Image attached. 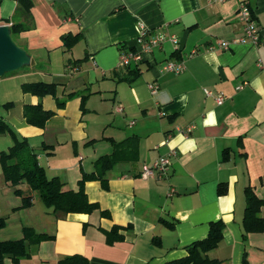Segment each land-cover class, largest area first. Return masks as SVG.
<instances>
[{
	"label": "crops",
	"instance_id": "0c3cea01",
	"mask_svg": "<svg viewBox=\"0 0 264 264\" xmlns=\"http://www.w3.org/2000/svg\"><path fill=\"white\" fill-rule=\"evenodd\" d=\"M32 2L33 26L12 37L27 59L0 76V120L28 139L48 177H61L65 189L78 191L83 171L93 172L97 158L114 151V142L130 139L133 149L109 171L107 189L100 180L85 183L90 201L100 204L92 214L58 215L30 186L24 192L33 204L22 209V197L0 163V216L8 220L0 240L23 238L26 226L55 235L19 264H58L75 253L91 264H169L186 257V246L205 239L210 223L219 220L226 226L223 241L207 253L214 264H242L245 256L264 264V231L245 238L243 225L246 187L264 199V0ZM243 2L251 5L262 41L225 51L222 40L245 33ZM17 7L18 0H0L1 25L24 20ZM143 24L153 35H176L180 42L167 39L143 63L134 62L130 67L141 73L130 82L120 55L138 47ZM65 35H79L72 50ZM167 60L182 61L185 70L161 73ZM41 80L58 83L59 99H67L63 108L53 95L22 90L24 82ZM206 89L224 92L225 103ZM72 92L79 94L67 98ZM39 102L55 111L44 127L24 116L27 104ZM94 113L104 118L94 121ZM13 138L0 133V152L9 150ZM171 149L177 154L168 174L145 179L142 166ZM222 182L229 185L225 194L218 193ZM114 226L123 240L109 242Z\"/></svg>",
	"mask_w": 264,
	"mask_h": 264
},
{
	"label": "trees",
	"instance_id": "16d2710c",
	"mask_svg": "<svg viewBox=\"0 0 264 264\" xmlns=\"http://www.w3.org/2000/svg\"><path fill=\"white\" fill-rule=\"evenodd\" d=\"M33 2L32 0H18L17 12L23 17V21L18 23H12L10 32L12 37L18 35L20 32L31 28L33 22ZM79 35H65L64 42L67 50H72ZM178 51H175L173 55H177ZM128 67V66H127ZM130 71V78L128 81L134 80L141 73V70L136 67H128ZM13 71L6 72L11 73ZM6 75V74H5ZM22 90L25 93H31V95H39V97L53 95L59 108H63L66 103V98L60 100L58 97V83L41 81H30L22 84ZM76 93L67 95V98L74 96ZM86 96L84 95V98ZM8 105V104H7ZM24 116L28 123L33 126L44 127L48 124L51 117L54 116L55 111L46 110L42 103L35 105L27 104L24 108ZM0 133L11 134L14 137V143L8 151L0 152V163L3 165L4 177L8 184H11L15 188V192L22 197V209L30 207L33 204V196L31 194H25L19 188L26 182L30 188L38 193L42 201L49 206V209L58 215L66 216L69 213H93L100 208V204L97 202H91L85 190V183L87 181L100 180L103 183L105 189L108 188V173L113 168L115 163H118L120 158L126 154L128 148L133 149L130 139L121 141L120 143L114 142V151L105 156L101 155L95 161V169L89 173L83 171L81 179L78 184V191L73 189H65L66 183L62 181L59 176L49 178L45 168L40 164L38 156L34 153V150L30 147L29 141L26 137L19 138L16 132L11 126L4 121L0 120ZM229 151H224L225 159L228 157ZM229 185L226 182L220 183L218 187L219 194H225ZM246 208L244 214V231L246 235L248 232H261L264 231V218L260 215L261 208L264 205V199L256 196L254 190L251 187H246ZM101 214L105 217L109 215V212L101 210ZM8 220L5 217L0 216V228L4 227ZM211 229L205 239H199L193 242V244L187 245L188 255L180 258L179 260L170 261L169 264H214V260L210 259L207 253L215 248H218L223 241L224 228H226L223 220L212 221L210 223ZM121 228L114 226L112 231L108 233V241L123 240V236L119 234ZM24 236L20 239L0 240V264H5V259L9 258L17 264L21 263L22 259H26L31 256L34 246L40 245L41 242L46 240H54L55 235L52 236L47 232H37L31 226L24 228ZM90 259L84 255L78 253L63 257L58 261V264H91ZM242 264H253L248 261L245 256Z\"/></svg>",
	"mask_w": 264,
	"mask_h": 264
},
{
	"label": "built area",
	"instance_id": "2783aa9c",
	"mask_svg": "<svg viewBox=\"0 0 264 264\" xmlns=\"http://www.w3.org/2000/svg\"><path fill=\"white\" fill-rule=\"evenodd\" d=\"M241 4L242 5H240L239 8V18H241V20L243 21L245 33L240 38L235 37L227 41L222 40L220 42V46L225 51L232 48L234 44L238 45L246 42L247 40H249L253 45L259 44L262 41L260 35L261 32L259 31V28L256 24V20H255L256 17H254V14L252 13L250 7L251 5L246 2H243ZM139 28H140V33H139L140 37H138V47L130 48V49L125 48L123 49L124 51L121 52L120 64H122L123 66L130 67L134 62L143 63L147 57L153 54V51L155 50L154 48H157L158 46L162 45L163 42L167 39L172 41L176 46L179 45L180 41L176 35H173L170 38H168L167 35L164 34L153 35L152 31L149 28H147L144 24L141 25ZM193 52L197 53V50H194ZM184 70L185 67L183 65V62L177 60L165 61V63L162 65L160 69L161 73L164 72L179 73ZM245 84L246 83L242 84V86L238 85L237 86L238 89L242 90ZM150 87L152 90L157 92V87L155 84H151ZM205 92L208 96H212V98H214L218 102V104L225 103L226 96L224 92L220 91L214 93L212 92L211 89H206ZM121 109L122 108L119 107V110ZM188 130L191 131V128H189ZM176 154H177V150L171 149L168 155L162 156L161 158L157 159L151 164L148 165L144 164L141 170L142 176L145 177V179H148L151 176H159V178H162V176L167 175L173 161L171 157H174Z\"/></svg>",
	"mask_w": 264,
	"mask_h": 264
},
{
	"label": "water",
	"instance_id": "95a60500",
	"mask_svg": "<svg viewBox=\"0 0 264 264\" xmlns=\"http://www.w3.org/2000/svg\"><path fill=\"white\" fill-rule=\"evenodd\" d=\"M9 28L10 26L6 24H0V76L22 68L28 55L24 49L16 45Z\"/></svg>",
	"mask_w": 264,
	"mask_h": 264
},
{
	"label": "rangeland",
	"instance_id": "374dc122",
	"mask_svg": "<svg viewBox=\"0 0 264 264\" xmlns=\"http://www.w3.org/2000/svg\"><path fill=\"white\" fill-rule=\"evenodd\" d=\"M102 115L100 114V113H94V114H92L91 115V117L90 118H92V120H94V121H96L97 119L99 120V119H101L102 120V118H104V117H101ZM5 139V138H4ZM7 150V149H6ZM29 187V185L26 183V182H24L22 185H21V191L22 192H24L27 188ZM14 191H15V189H14ZM31 191H33V192H35V194H37V195H39L38 193H40L39 191L38 192H36V191H34V190H31Z\"/></svg>",
	"mask_w": 264,
	"mask_h": 264
}]
</instances>
